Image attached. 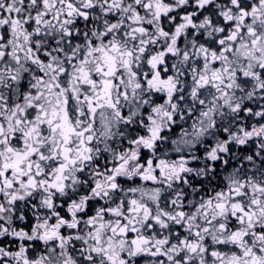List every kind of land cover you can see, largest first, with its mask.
Masks as SVG:
<instances>
[{"label": "snow or ice", "instance_id": "6c2138e0", "mask_svg": "<svg viewBox=\"0 0 264 264\" xmlns=\"http://www.w3.org/2000/svg\"><path fill=\"white\" fill-rule=\"evenodd\" d=\"M0 264H264V0H0Z\"/></svg>", "mask_w": 264, "mask_h": 264}]
</instances>
